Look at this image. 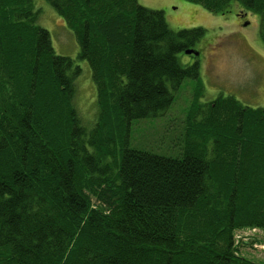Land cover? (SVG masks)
Segmentation results:
<instances>
[{
    "label": "trees",
    "instance_id": "1",
    "mask_svg": "<svg viewBox=\"0 0 264 264\" xmlns=\"http://www.w3.org/2000/svg\"><path fill=\"white\" fill-rule=\"evenodd\" d=\"M88 63L97 115L73 104L81 68L55 53L33 0H0V264H264L237 253L234 231L264 233V106L200 84L180 147H133V122L161 116L197 62L177 54L203 36L169 28L137 0H46ZM227 13L234 0H189ZM260 13L264 0H237Z\"/></svg>",
    "mask_w": 264,
    "mask_h": 264
},
{
    "label": "rangeland",
    "instance_id": "2",
    "mask_svg": "<svg viewBox=\"0 0 264 264\" xmlns=\"http://www.w3.org/2000/svg\"><path fill=\"white\" fill-rule=\"evenodd\" d=\"M152 9L163 11L173 31L200 27L203 36L191 47L198 54L178 53L182 64H199L200 82L185 79L174 93V101L161 115L132 123L133 147L153 153L174 156L180 147L186 117L193 103L195 84H200V109L218 96L231 95L248 107L264 106V43L258 36L259 21L250 17V26L241 27L238 19L213 13L188 0H137ZM38 10L37 24L48 29L55 53L72 57L81 68L74 82L73 104L86 128L94 124L96 90L87 61L77 58L78 45L63 18L46 0H33ZM231 10V7H228ZM236 11V9H232ZM259 14L262 19V15ZM237 253L248 260L264 263V233L257 228L234 231Z\"/></svg>",
    "mask_w": 264,
    "mask_h": 264
},
{
    "label": "flooded vegetation",
    "instance_id": "3",
    "mask_svg": "<svg viewBox=\"0 0 264 264\" xmlns=\"http://www.w3.org/2000/svg\"><path fill=\"white\" fill-rule=\"evenodd\" d=\"M229 6L231 7V10H228L230 13V16L238 19V21L240 22V26L242 28L245 26L246 27L250 26V17L251 18L256 17L259 21L258 24L260 26L262 19L259 14H254V12H251V11L243 9L242 7H239V2L237 0L231 1ZM232 9H236V11H233ZM222 14H225V12ZM259 26H258V31H259ZM258 36L260 37V33ZM194 62H196V60Z\"/></svg>",
    "mask_w": 264,
    "mask_h": 264
},
{
    "label": "water",
    "instance_id": "4",
    "mask_svg": "<svg viewBox=\"0 0 264 264\" xmlns=\"http://www.w3.org/2000/svg\"><path fill=\"white\" fill-rule=\"evenodd\" d=\"M184 54H194V55H196V54H198V52L195 51L194 49L188 48V49L184 50Z\"/></svg>",
    "mask_w": 264,
    "mask_h": 264
}]
</instances>
